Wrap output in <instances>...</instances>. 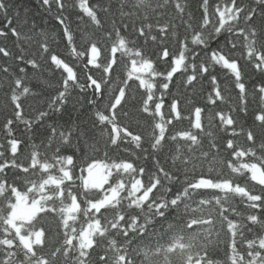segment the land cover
Here are the masks:
<instances>
[{
  "label": "snow or ice",
  "instance_id": "1",
  "mask_svg": "<svg viewBox=\"0 0 264 264\" xmlns=\"http://www.w3.org/2000/svg\"><path fill=\"white\" fill-rule=\"evenodd\" d=\"M34 3L0 0V264H264V0Z\"/></svg>",
  "mask_w": 264,
  "mask_h": 264
},
{
  "label": "trees",
  "instance_id": "2",
  "mask_svg": "<svg viewBox=\"0 0 264 264\" xmlns=\"http://www.w3.org/2000/svg\"><path fill=\"white\" fill-rule=\"evenodd\" d=\"M18 2H21V3H24V4H28L29 6H31L33 8L34 12L39 11L38 6H36L35 3H34V0H18ZM41 18L43 20H47V22H48L47 27H49V28H54L55 27V21L50 16H47V15H45L43 13H40V15L37 16V19L40 20ZM8 45H9V47H11V41H8ZM58 51L64 52L63 44H61L59 46ZM2 119H3V116L0 115V120H2Z\"/></svg>",
  "mask_w": 264,
  "mask_h": 264
}]
</instances>
